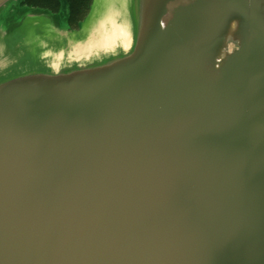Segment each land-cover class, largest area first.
I'll return each instance as SVG.
<instances>
[{
  "label": "water",
  "instance_id": "water-1",
  "mask_svg": "<svg viewBox=\"0 0 264 264\" xmlns=\"http://www.w3.org/2000/svg\"><path fill=\"white\" fill-rule=\"evenodd\" d=\"M104 2L4 40L0 264H264V0Z\"/></svg>",
  "mask_w": 264,
  "mask_h": 264
},
{
  "label": "rangeland",
  "instance_id": "rangeland-1",
  "mask_svg": "<svg viewBox=\"0 0 264 264\" xmlns=\"http://www.w3.org/2000/svg\"><path fill=\"white\" fill-rule=\"evenodd\" d=\"M100 4H105L104 0H100ZM90 14L88 10L81 24L88 19ZM66 15V9L60 10L59 14L52 18L50 14L40 15L39 10L22 6L19 0L7 4L0 10V55L4 53V40L7 37L12 40L25 41L26 39L45 35L49 28L55 29L60 34L69 33L70 31L66 25Z\"/></svg>",
  "mask_w": 264,
  "mask_h": 264
},
{
  "label": "trees",
  "instance_id": "trees-1",
  "mask_svg": "<svg viewBox=\"0 0 264 264\" xmlns=\"http://www.w3.org/2000/svg\"><path fill=\"white\" fill-rule=\"evenodd\" d=\"M22 6L57 16L62 9H66V25L77 29L88 13L92 0H19Z\"/></svg>",
  "mask_w": 264,
  "mask_h": 264
},
{
  "label": "flooded vegetation",
  "instance_id": "flooded-vegetation-1",
  "mask_svg": "<svg viewBox=\"0 0 264 264\" xmlns=\"http://www.w3.org/2000/svg\"><path fill=\"white\" fill-rule=\"evenodd\" d=\"M39 12H40V15L45 14V13H43L42 11H39ZM52 17H55V16H51V18H52ZM67 28H68L69 31H73V30H75V29H72V28H69V27H67Z\"/></svg>",
  "mask_w": 264,
  "mask_h": 264
}]
</instances>
